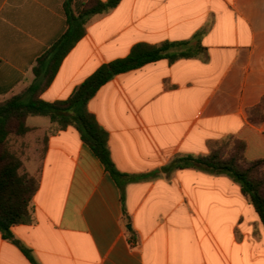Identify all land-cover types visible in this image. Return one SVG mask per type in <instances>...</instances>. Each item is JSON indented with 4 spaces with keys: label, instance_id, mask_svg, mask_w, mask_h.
<instances>
[{
    "label": "crops",
    "instance_id": "obj_1",
    "mask_svg": "<svg viewBox=\"0 0 264 264\" xmlns=\"http://www.w3.org/2000/svg\"><path fill=\"white\" fill-rule=\"evenodd\" d=\"M66 2L0 0V101L35 82L38 58L68 29ZM164 42L191 56L120 74L88 104L122 187L75 127L53 132L34 220L12 228L32 260L0 233V264H264V227L238 183L168 169L231 138L264 159V0H122L89 18L41 99L66 100L102 65ZM28 125L53 128L46 116Z\"/></svg>",
    "mask_w": 264,
    "mask_h": 264
},
{
    "label": "trees",
    "instance_id": "obj_2",
    "mask_svg": "<svg viewBox=\"0 0 264 264\" xmlns=\"http://www.w3.org/2000/svg\"><path fill=\"white\" fill-rule=\"evenodd\" d=\"M122 0H90L81 10L74 8V0H67L65 12L68 29L37 60L35 82L23 93L0 101V233L5 240L14 242L32 260L27 249L12 232L18 225L34 220L33 201L40 187V178L24 172L20 156L9 146L10 137L27 135L32 128L30 116L49 117L55 131L75 127L83 143L91 148L106 171L122 187L126 174L116 168L109 148V134L88 110V104L97 92L116 76L168 59L175 62L190 57L183 46L187 43L164 42L160 45L138 44L126 58L102 65L79 85L66 100L47 102L41 95L50 87L62 62L84 37L92 15L102 14L117 7ZM238 149L231 156L220 150L208 155L177 157L168 169H197L213 175H227L241 187L243 196L253 205L264 227V159L248 160L246 143L236 141ZM48 139L45 144L47 151ZM167 169V170H168Z\"/></svg>",
    "mask_w": 264,
    "mask_h": 264
},
{
    "label": "rangeland",
    "instance_id": "obj_3",
    "mask_svg": "<svg viewBox=\"0 0 264 264\" xmlns=\"http://www.w3.org/2000/svg\"><path fill=\"white\" fill-rule=\"evenodd\" d=\"M53 132H55V127L47 130L33 128L25 136L10 137V149L20 156L24 164V172L39 178L46 140ZM236 141L235 138L226 140L217 145L214 150H220L226 156H231L238 149Z\"/></svg>",
    "mask_w": 264,
    "mask_h": 264
}]
</instances>
